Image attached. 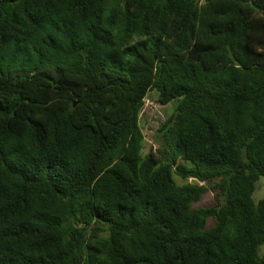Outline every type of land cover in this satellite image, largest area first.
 <instances>
[{"label": "trees", "instance_id": "1", "mask_svg": "<svg viewBox=\"0 0 264 264\" xmlns=\"http://www.w3.org/2000/svg\"><path fill=\"white\" fill-rule=\"evenodd\" d=\"M260 179L264 0H0V264H264Z\"/></svg>", "mask_w": 264, "mask_h": 264}, {"label": "rangeland", "instance_id": "2", "mask_svg": "<svg viewBox=\"0 0 264 264\" xmlns=\"http://www.w3.org/2000/svg\"><path fill=\"white\" fill-rule=\"evenodd\" d=\"M153 98L154 96L152 94L146 98V102L140 115V126L145 139L146 151L150 148L157 149V130L170 111V107H160L156 102H154ZM174 178L178 184L183 183L179 177L174 176ZM187 183L193 184L194 181L188 180ZM213 195L214 193L212 192H208L207 194L203 195L202 199L195 204V207H206L211 205L213 203ZM263 195L264 181L263 179H260V181L257 183V188L254 193L255 201H257V199L261 198Z\"/></svg>", "mask_w": 264, "mask_h": 264}]
</instances>
